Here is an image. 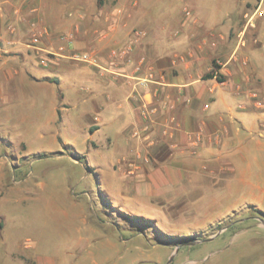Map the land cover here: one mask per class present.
<instances>
[{
    "label": "crops",
    "instance_id": "1",
    "mask_svg": "<svg viewBox=\"0 0 264 264\" xmlns=\"http://www.w3.org/2000/svg\"><path fill=\"white\" fill-rule=\"evenodd\" d=\"M69 1L71 14L49 21L34 0H0V68H6L0 85L23 78L47 92L54 86V115L72 98L85 106L91 136L126 117L133 130L120 141L113 168L160 206L173 208L178 196L195 191L230 193L235 180L264 198V183L248 180L252 163L264 158V30L242 42L231 35L247 0H233L212 25L206 13L173 7L147 30L138 27L151 0ZM3 3L9 4L4 10ZM12 24L19 27L9 33ZM62 36L72 40L62 42ZM74 54H88L90 63L73 61ZM37 57L47 59L53 77L28 73ZM82 81L83 95L76 88ZM219 208L214 200L209 204V211ZM0 264H8L2 254Z\"/></svg>",
    "mask_w": 264,
    "mask_h": 264
},
{
    "label": "rangeland",
    "instance_id": "2",
    "mask_svg": "<svg viewBox=\"0 0 264 264\" xmlns=\"http://www.w3.org/2000/svg\"><path fill=\"white\" fill-rule=\"evenodd\" d=\"M69 3L34 0L49 21L69 16ZM150 4L138 30L149 29L155 16L173 7L206 13L210 25L234 7L233 0ZM8 5L3 3V10ZM241 5L237 31L231 32L238 42L251 31L264 30V0ZM10 26L14 31L19 27ZM34 61L28 69L33 77L55 75L47 59ZM5 70L0 68V75ZM41 87L23 78L0 85V254L8 264H166L176 246L222 230L211 242L180 247L170 264H264V216L259 214H264V198L258 189L251 196L249 186L235 180L230 193L219 187L195 191L178 196L173 208L160 206L113 168L121 158L120 141L133 130L129 120L124 117L91 136L85 106L68 98L62 102L68 106L58 105L55 116L50 105L56 88L48 86L47 92ZM85 87L82 81L76 88L83 95ZM259 158L248 179L253 185L264 183V158ZM212 200L219 209L209 211Z\"/></svg>",
    "mask_w": 264,
    "mask_h": 264
},
{
    "label": "built area",
    "instance_id": "3",
    "mask_svg": "<svg viewBox=\"0 0 264 264\" xmlns=\"http://www.w3.org/2000/svg\"><path fill=\"white\" fill-rule=\"evenodd\" d=\"M256 13H258L259 15H262V12H259V8H258V10L256 11ZM251 20H252V18H251L249 21L251 22ZM7 31L10 32V33H12L14 30L12 29L11 26H9V27L7 28ZM38 39H39V38H38V35H37V34L33 35L32 38H31V42H30V44H32V45L37 44ZM60 40H61L62 42H66V43H68V42H70V41L72 40V38H71L70 36H62V37L60 38ZM70 58H71L73 61H75V62H80V63H90V57H89L88 54H74V55H71ZM41 64H42L43 66H46V62H45V61H41ZM151 78H152V75H148V80H150ZM148 80H145L144 83H147ZM134 136H138L137 132L134 133Z\"/></svg>",
    "mask_w": 264,
    "mask_h": 264
},
{
    "label": "water",
    "instance_id": "4",
    "mask_svg": "<svg viewBox=\"0 0 264 264\" xmlns=\"http://www.w3.org/2000/svg\"><path fill=\"white\" fill-rule=\"evenodd\" d=\"M262 222V221H261ZM264 224V222H263ZM222 231H219L214 237L212 238H209V239H206V240H202V241H192L190 243H186V244H182V245H179V246H176L175 247V250L173 252V254H171L170 258L168 259L167 263L166 264H170L175 256V254L178 252L179 248L182 247V246H192V245H197L199 243H203V242H211L214 238H216Z\"/></svg>",
    "mask_w": 264,
    "mask_h": 264
},
{
    "label": "trees",
    "instance_id": "5",
    "mask_svg": "<svg viewBox=\"0 0 264 264\" xmlns=\"http://www.w3.org/2000/svg\"><path fill=\"white\" fill-rule=\"evenodd\" d=\"M207 78H212L213 74H208L206 75ZM259 214H261L262 216H264V214L262 212H259ZM2 226L1 222H0V227Z\"/></svg>",
    "mask_w": 264,
    "mask_h": 264
}]
</instances>
